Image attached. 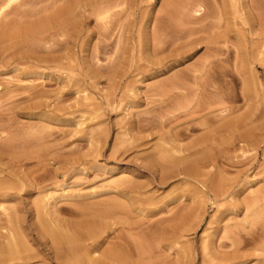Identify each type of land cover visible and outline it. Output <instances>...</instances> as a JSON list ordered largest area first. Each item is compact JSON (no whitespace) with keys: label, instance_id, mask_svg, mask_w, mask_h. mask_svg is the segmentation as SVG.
<instances>
[{"label":"rangeland","instance_id":"1","mask_svg":"<svg viewBox=\"0 0 264 264\" xmlns=\"http://www.w3.org/2000/svg\"><path fill=\"white\" fill-rule=\"evenodd\" d=\"M1 1L2 0H0V2ZM3 1H5L6 3V1L8 0H3ZM3 1L0 3V5L5 4ZM70 1L72 0H69V2L68 0H61L60 2H58L59 4H57L58 6H56L57 8L55 9H62L64 11V7L67 6L68 8V6L70 5ZM169 1L171 2L170 3L171 6H169L168 4ZM196 1L197 4H199L198 0ZM196 1L195 0H188V1L187 0H183V1L131 0V4H129L128 7L127 5H123L121 6V8H117V10L115 9L116 11L113 10L111 16H109L110 14H108V16L110 17L109 19L111 21V22L109 21L108 23L107 22L105 23L106 20L104 19L101 20L99 14L96 11H93L95 9L93 8V6H90L91 4L85 3V1L79 3L77 2L78 5L75 4L71 9L73 11L74 8H76V10L73 12L71 11L70 15L68 14L69 16L67 15L68 22L64 21L66 22V24L64 23L66 26L63 25L58 26V30L59 32H61L60 33L61 35H59L58 32L56 34L58 36L54 35L53 39L52 37H50L51 41L46 40L45 42H43L44 40L41 42L29 40L28 42V40L25 41L24 39H22L25 42L19 40L18 41L19 45H17L16 43L17 41H13L14 43L12 41H6L8 40L6 37L9 34V32L11 33L12 31H15L18 23L19 25L24 24L22 26H25L29 22L34 21L35 18L30 19L28 17L29 19L27 18L28 19L27 20L26 18L20 19V17H15V15H17L15 14L16 10L18 9L22 11H25V9L31 10L33 5L32 7L31 4L30 6L28 5V8L27 7L18 8V4L20 2V0H18V2L13 3L16 6L11 5L9 7L11 10L7 8L5 13L3 12L2 13L3 15L2 14L0 15L1 16L0 17V37H1L0 38V93L1 92L3 93L0 94L1 95L0 127L4 125L2 127L3 132L0 131V146L2 143H4L2 144V146L4 145L3 150H1L2 147H0L1 148L0 162L2 163V164L0 163V167L3 170V174L0 175L1 177L0 180L2 178H6L7 176L8 177L7 180H9L11 183L10 184L3 183V185L12 184V187L14 186L17 187V189L14 187V189L16 190L14 191V189L12 188L13 189L12 190L11 187L8 185L10 187L11 193H14L15 196H19L18 197L19 199L12 198L10 200L7 198L5 201L6 203L8 202L9 204L14 203L15 200H18L19 203H22V205L19 203L18 204L14 203V204L16 205V207L19 208V212L22 208H23L22 210H25L24 211L25 216L23 215L22 218L24 222V226L27 223L28 226L33 225L34 223L32 220L34 219V217H35L34 221L35 222L37 221L36 218L38 216L36 217V215L38 214H36L37 212L34 211H37V209H41L42 212L43 211L45 212L46 209V212L43 213V215L49 216V214L46 213L48 212L50 213V211L54 209L53 208L54 206H57L56 208L57 210L56 209L55 210L56 212L57 211L59 212L58 213L59 216H57L54 210H52L53 212L51 211L52 213H50V216L55 215L58 221L60 219L61 224L78 223L82 220V218L79 216L80 207L86 206L87 203L88 205L89 204L92 205L91 204L92 201H94L95 203L96 201L98 203H100L101 201L102 203V201L103 202L107 201L108 197H109L108 200H110V192H112L111 189L115 187L117 183L119 184L120 182H123L125 180L127 181V178H128V182L131 181L130 183H132L134 181L136 182L137 186L145 187L146 185L149 184L148 182H152V180L157 185L158 180L156 178L160 177V173H158L159 176H157L158 175L157 174L155 178L153 175H150L144 170L145 167L153 163L150 159L152 158V160H154V156L155 157L158 156L156 155L159 149L158 145L160 144L161 146V142L159 138L160 135H162V131H159L158 128L156 129L155 127H153L154 123H151L152 125L148 123L147 125L146 124L147 122L145 121V119L151 118L153 116L152 115L153 112L151 113L153 102L155 100V98L152 97L154 94L153 92L157 91L158 89L157 85L159 89H161L160 86L162 85L163 81L165 82L168 79H171V77H173L174 74L180 70L181 72H184V70L188 71V69H190L192 65L194 66L196 62L199 64L201 61H203L202 59L200 60V58L204 59L203 56L207 55L206 49H204L203 47L201 50H199V52L195 54L194 56L195 58L193 57L194 59L187 60L186 62L184 61L183 62L184 65L183 64L179 65L177 70L176 67L174 70L167 69L165 74L157 73L160 69L170 64L169 62L168 63L163 62V67H162V65H159L161 63L159 59L164 58L166 56L170 57L171 59L172 58L171 56L177 53L173 51V49H177V47L178 49L179 48L181 49L182 45L186 43L188 44V40L186 39V37L185 39L182 40L183 42L184 40L187 41L184 42V44H181L179 38L178 39L175 38L176 36L179 37L181 35L180 34L178 36L177 34H179L182 31L180 29H183V27L185 26V25L184 26L181 25V21L184 19L185 20L183 21V23L184 22L189 23L191 20V23H197L195 24V26L197 25L196 27H198V25L201 24L202 27L205 26L207 28L208 27L210 28L211 26L210 30L214 28L212 31H210L208 28L209 30L208 33L214 32L217 34V32L219 31L218 35L222 34L223 36L226 34L225 33L226 30L227 31L229 30L228 32H232L231 35L235 37V39L233 40L236 42L243 41L242 43L245 45L247 49L246 51H244L246 52L244 53L246 56L242 54V56L246 57V58H242L244 59L243 61H245L244 65L243 63H241L239 69L242 70L243 68L244 69L247 68L246 71L248 72H245V70L243 69L242 70L243 72L241 74H243L242 76H246V77L249 76V78L245 79V77H240L241 74L238 73L239 70L237 69L238 65L234 64L235 59H233L232 61L230 60L231 62H226V64L225 62L224 64L223 62H221L219 66L220 69L219 71L223 72L222 74L225 73L224 79L226 80L227 83L226 84L227 92H228L227 96L228 94L231 95V98H229L230 96H228V98L225 97L224 105L220 104L218 107H216V110L217 111L219 110L221 112L220 115L225 117L228 109L233 110V115L230 117L234 119H237L239 117L240 118L244 117V115L249 113L251 109L253 111H251L250 113L251 114L254 113L252 114V116L255 115L256 116L255 118H257V116L260 115L261 113H264L263 111L264 98H262L264 97V63H263L264 56L262 55L264 54V1L260 0L262 2L261 3L259 0H219V1L199 0L202 1V3L204 1L203 4L200 3L203 6L202 5L194 6V4H196L194 2ZM190 2L191 4H193L192 6ZM252 2L253 4L255 2L254 5L256 6V10L254 11H252L250 7ZM83 5H87V6L83 7ZM88 5L91 9L88 7ZM223 5L227 6V8L224 7ZM38 6L42 7L41 5ZM187 6L189 7V9ZM257 6L260 7L258 8ZM14 7L17 8L13 9ZM40 7L38 8L40 9ZM166 7H168L169 10ZM169 7H172V9ZM38 8L35 6L32 9L38 10ZM196 8H197V12H195ZM8 9L11 12V14L9 13L10 15L8 14L9 12ZM121 9H123L124 11L122 12ZM166 9L170 13L165 11V13L168 14L169 18L166 16L167 18L164 19L165 16L163 17L162 15L163 14L165 15L163 11ZM223 9L225 10L222 11ZM171 10L176 11L175 13L177 15L175 16L178 15L182 16L181 17L182 20L178 19L180 18V16L178 18L176 17L177 18L176 23L177 21H179L178 22L179 26L178 24H175V22L173 21L176 18H174L175 13H173L172 15ZM54 11L59 12V10L58 11L54 10ZM92 11L95 14L97 13L96 14L97 17L95 16V14L93 15ZM198 11L200 12L199 15H197L199 13ZM209 11L210 12L212 11L211 13L214 14L211 15ZM114 12L115 13L117 12L116 14L123 13L122 16H120L121 15L120 14L116 17L122 18V20L125 19L124 20L125 22L123 21L124 24L121 23L122 25L120 24L119 26L120 21H117L115 17L114 19L116 23L118 22V24L117 26L115 23L112 24L113 22L112 20H114L113 19ZM51 13H52L51 10L44 13L42 12V14L37 17V19H39L40 17H46ZM207 13H209L208 16L210 15V17L207 18L209 19L208 21H205L207 23L206 24L204 22V19H206V17L204 18V16H206L205 14ZM169 14H171L174 19L170 18L171 15ZM202 14L204 15L202 16ZM217 14L219 16L221 15L222 17L221 16L218 17ZM196 15L201 17V19L199 17L197 18ZM193 16H195L201 22H199L197 19L195 20L198 22L193 21V19L195 18V17L193 18ZM14 17L16 19L18 18V20H16V22L18 23L13 25L11 21L15 20ZM159 17L163 19H160ZM119 18L118 20H120ZM186 18L189 21H186L187 20ZM19 19L21 21L23 20L22 21L23 23ZM171 19L172 22L174 23L171 22ZM156 20L157 21L159 20V22L156 23ZM162 20L164 21V23ZM165 20L169 22H166ZM160 21L161 24L159 26H163L165 24L166 25L164 27H161L160 30L158 31L156 28L159 27L158 23H160ZM154 23L157 24L156 27ZM215 23L217 25H215ZM190 24H187L185 28L186 27L188 28V25ZM174 25H176V27L178 26L179 30L176 29V32L180 31L179 33L178 32L176 33L175 29H173ZM192 25L193 24H191V26ZM201 25L199 26L200 28ZM213 25H215L216 27H214ZM190 28L194 29L195 27H190ZM61 29L63 31H61ZM191 29L188 28V30L187 29L185 30L189 31ZM171 30L172 32L174 30L176 35L174 34V32L173 33L170 32ZM171 33L173 34L172 36L174 37L169 35ZM204 33L205 32L199 34L200 35L203 34L202 37H206L208 34L205 33L206 35H204ZM166 34L169 35L170 37L167 36ZM200 35L199 37L193 35L195 37L192 38L193 39L195 38L197 39V37L200 38L201 37ZM153 36L155 38L157 36L156 38L157 40ZM165 36L169 37L171 43L173 42L172 43L173 46L175 44V46L177 45V47L176 48L171 47L170 45L172 44L171 43L168 44L170 40L168 38L164 40V38H166ZM171 38L177 40L174 41V39L172 40ZM191 40L189 42H191ZM161 41L163 43H161ZM164 41H166L165 47H163ZM176 41H178V43H176ZM26 43L27 45H25ZM222 43L223 42H220L218 46L220 50L219 52H221V50L227 51L228 50L227 47L229 48L231 46H232L231 49L234 50L233 44H231L230 46V44L227 45L225 43L223 44ZM21 44H23V46ZM159 45L161 47L160 49H158ZM167 45L169 46L168 47L169 49L170 48L173 49L168 51V49H166ZM162 47L164 48L163 54H159L162 52L161 51ZM27 48L29 49V51ZM155 48L160 56L155 55L156 53L154 51ZM166 50L167 52H165ZM185 50L187 49H184V51ZM226 51L220 53L219 56L220 59L225 58L224 54H226L225 53ZM252 52L254 55V57H252L253 55L251 56L252 59L254 60L258 58L261 63L256 59V62L254 60L255 64L252 65L250 62L246 60L250 58V53ZM157 61L159 62V64L157 63ZM241 78L243 80L245 79V81L243 82ZM246 80L250 85V89L252 88L251 89L252 94L253 91L255 92L256 90V92L253 94L254 98L255 96L256 98L254 99V103L252 102V104L249 103V101L247 102V100L242 95V87H245L244 83H246ZM252 82L255 84V86L253 85ZM5 91L6 93L8 91L11 92L12 95H10L9 93H8L9 95L8 94L5 95L4 94ZM12 91H14V93ZM260 100L263 102L262 104ZM226 108L227 110H225ZM222 109L225 110V113H223L224 111ZM228 114L229 113L227 112V115ZM255 118L253 120H255ZM223 120L221 119L219 121V124L223 123ZM164 121L166 120L164 119ZM249 121L251 120H248V122L246 121L247 122L246 126H244L246 129L244 130H241V128H244L242 126L245 123L241 124V126L239 125L240 127L233 126L234 130L230 128L231 130L229 129L228 132L226 130L224 133L221 134L224 136L225 133L236 132L238 127H239L238 131L239 130H241V132L243 131L242 133L239 131L241 134L239 132H238L239 134L232 133L235 134V136L231 134L232 137L230 136V133L228 134L229 136H227V134L225 135L226 138L229 137L228 139L225 140H229V141H226L225 144L223 143L224 145L221 142L216 145L215 151L218 148L217 150L218 152L216 151L215 153L218 154L216 155L214 153L215 156H217V158L215 157L216 158L215 166L206 169V171H211L213 173V181H215L216 184H220L219 182H222L221 184H223L225 182V185L228 184L227 188L230 187L232 190L235 189V191H232L233 195H231L232 194L231 193L227 195L228 197L223 199L221 198L220 202L219 200H217L218 202H215L211 198L212 196L210 197L206 196L202 198V196L196 195L194 192L195 190H197L196 185L199 186L198 188H202L201 187L202 185L195 183L196 185L193 184L195 186L194 188L193 185L191 187L187 186L188 184L186 183V181L184 184V179L182 177H178V178L175 177L177 179L173 178L174 180L171 179L172 182L170 180L168 184L165 185V187L163 188L159 187V190L154 189L156 188L154 187V184L151 187L146 186V191L143 190L144 192L143 191L142 192L147 193L148 191L150 193L151 190L152 193H150V195L149 193H147L146 196L141 195L143 199L140 198L141 196L140 197L138 196L140 193L134 195L136 198L135 207L137 208L140 207V208H138V211L135 212L136 215L135 214L132 215L133 218H131L130 217L131 215H129L131 219L128 218L129 219L128 221L132 226H134V228L137 229L136 231L134 230L135 233H133L132 232L133 230L128 229L130 228V226L127 223L123 222L122 225L119 224L120 227L117 226V229L119 228V232L116 233H120V228L125 227L124 229L121 230L122 234L127 235L128 232L129 233L132 232L134 234V237L135 234L140 235L139 237L138 235H136L135 238L142 243V244L140 243L142 246L141 249L142 252L145 253L144 256H141V258L136 255L135 257L137 258L133 256L135 261H137L139 258L140 260H138L137 262H140L142 264L143 263L147 264L148 262H150V264L153 263L155 264V262L156 264H190V263L201 264V262L202 264H205L206 262H207L206 264H210L211 261H212L211 264L213 263L224 264L222 262L221 263L219 262L221 260H224V258H226L227 256L233 253L232 252L233 248L229 246L231 242L228 241L227 239V237L229 238L230 236L227 235H230V232L228 230L230 231L233 230L231 229L234 228L233 225L236 226L237 222L241 223L242 219L244 220L246 217L245 216L246 212L242 210V205H241L243 203V199L245 200L248 198L250 203H253L256 199L259 198L260 195H264V131H258L257 129H255L256 128L255 125H254L255 128L254 126L253 128H251L252 127L251 122ZM260 123H264V119ZM247 124H250L248 125V127L249 126L251 127L247 128ZM4 127L6 128L5 130ZM167 129L164 130L163 132H166ZM202 133H203L202 131L199 132L197 131L195 132L194 135H201ZM242 134L248 136L247 138L248 142L247 141L243 142L245 141L242 140L243 137L246 138L247 136L241 137ZM223 138L224 137H222V140ZM220 139L221 138H219V141ZM8 140L11 143H9ZM12 140H15L13 141V144H12ZM190 140L191 138H189L188 140L187 138H185L182 144L187 145L190 142ZM4 141L7 142V144ZM14 143L16 144L14 145ZM10 144L14 146L10 147L12 146ZM7 145L8 146L10 145L9 148H13V149L15 148V146H17V148H15L17 150H13L14 152H17L19 150L16 153V155L14 154V152H12V150L11 152L13 154H11V152H8L9 148ZM218 145L219 147H217ZM4 149L6 150V154H4L5 153ZM7 153L10 154L8 155ZM11 156H14L15 158L13 159L11 158ZM20 157L22 158L24 157L23 159H25L26 157L27 160L25 159L22 163V159H20ZM16 158L21 160V162L18 160L22 165L21 166L20 163H18L20 166V167L18 166L19 168L16 165L18 162L15 161ZM10 159L13 160L10 161ZM176 172L177 171L172 169V173H176ZM19 174L21 175L23 174L26 176L25 178L23 177V175L20 177ZM11 175H15V176L12 177ZM33 176L34 178L36 177V181L39 182V184H37L38 186H35L36 181L32 179ZM19 177L23 178L24 180L19 179ZM37 177H39V179ZM27 178L28 181L26 182ZM181 178L183 179V181ZM2 180L1 182H3ZM115 181L117 183H115ZM16 182H19L20 184L17 183L16 185ZM34 182L35 184H33ZM181 184L182 185L184 184L183 186H187L186 187L187 189L184 188ZM110 185L113 187H111ZM180 185L181 187H183V189L180 188ZM22 186H24L23 189ZM4 187H6V185ZM153 190L155 191L157 190L156 194H153L155 193ZM172 190L174 193L171 192ZM185 191L187 193H185ZM169 192L173 193L172 196H170ZM8 193L11 194L9 190ZM182 193H184L186 196ZM253 193H255L258 197H255L256 195H254ZM192 194H193L192 198L194 200L196 199L195 200L196 203L193 202L194 200L192 201L191 197H189ZM180 195L181 197L182 195L184 197L180 198ZM194 196L196 197L198 196V197L194 198ZM105 197L107 199H105ZM176 197L179 198V199L177 198L178 201L180 200L179 203L177 200H175ZM185 197L189 199H185ZM199 197H201V199H199ZM3 198L2 196H0V201L1 203L4 204ZM181 199L183 202L181 201ZM161 200L164 206L161 203ZM172 200H175L179 205L175 201L172 202ZM188 200L189 202H187ZM147 201H149L148 203L150 204L146 203ZM191 201L194 203V205L192 204ZM142 202H145V205L148 206L145 207L144 203ZM201 202H203L204 204ZM1 203L0 205L3 206V204ZM38 203L40 204L39 208L37 207L39 205ZM155 203L157 204V206ZM180 203H182L181 206ZM9 204H6V206H8ZM140 204H143V206L142 205L139 206ZM170 204L172 205L170 206ZM18 205H21V207ZM49 205H52V207L51 206L49 207ZM183 205H185V207ZM1 206H0V219H1L0 226L2 225L3 227L2 226L0 227V232L5 231L4 228L6 227L7 230H11V228L12 230L15 229L14 228L15 224L12 223L13 221L11 220L13 215H15L14 210L17 211L18 208H15L13 204L10 206H13L14 210L13 208L7 209L5 205L3 206V209H1L2 208ZM165 206L168 207L165 208ZM204 206L205 209L202 208ZM4 207L6 208V210ZM198 207L202 209L200 210L198 209ZM235 207L237 208L240 207L241 211L239 214L237 213V215L236 214L232 215V210L235 209ZM48 208L51 209L48 210ZM75 209L78 210V212L77 211L74 212ZM190 209H192V211L197 209V212L199 214L197 212L196 214H198L197 217L199 220L197 219L196 214L191 215L192 211ZM8 210L9 213L10 211L14 212L12 213L13 215L10 214L9 216L8 215L9 213L6 214ZM27 210L28 212L29 211L30 212L27 213ZM67 210H69L70 212ZM140 210L142 212H140ZM179 211H182L180 212V215L178 213ZM4 212L8 218L10 217V220L5 219L6 216H4L3 214ZM1 213L3 214V216L1 215ZM21 213L24 214L23 211H21ZM31 213L32 215H29ZM184 213L185 215L186 214L189 215V216L186 215L187 217H189L188 222L187 223L183 222L180 226L178 225L179 227L177 226V228L173 229V226L177 224L178 221H180L179 219L185 217ZM258 215H259L258 217H264V213ZM19 216L22 217L21 214ZM50 216L47 218L50 219ZM2 218L3 220L5 221L8 220V221L4 222ZM161 219L163 222L161 221ZM31 221L33 224L30 223ZM153 221L158 226L155 225ZM150 222L152 223V226ZM7 223H9V225L12 224L9 227V229L8 226L6 225ZM143 223H146L147 225ZM198 223L199 226L196 227ZM153 224L155 225V227L158 228V229L156 228L157 230L155 229ZM161 224H163L162 227ZM191 224H193L194 226ZM34 225L36 226V224ZM186 225H188L189 227H187ZM166 226L168 228H166ZM183 226L184 228H182ZM229 226L230 228H228ZM159 228H161L162 230ZM163 228H165L164 229L166 230L165 232H167V229L169 230V232H167L168 234L164 233ZM192 228L194 230H191ZM29 229H27V231ZM107 229L108 228L105 229L104 232L105 234L103 235L104 243L102 244L99 252L101 251V249L103 250V248L105 249L108 247L107 249H109L108 243L112 241L110 237L112 238L114 234L116 235L115 231L113 232L112 230H110V228L108 229L109 231ZM143 229H145V231ZM150 229L152 230V232L150 231ZM137 230H139V232ZM142 230L144 231V233ZM172 230L174 231L172 232ZM177 230L180 231L178 232ZM182 230L183 231L186 230L184 231L185 233H182L183 232ZM248 231L253 232L254 230L253 231L248 230ZM12 232H15V230ZM125 232H127V234ZM147 232L150 233L151 239H150V235L149 237H147L148 235ZM32 234L30 235V237H32L30 238L31 239L30 241L32 242L31 244H35L33 243L35 241L32 240L35 237H33ZM106 234L109 235L107 236ZM111 234L112 236H110ZM143 235H145L146 237ZM166 236L167 238L165 239ZM154 237L155 240L151 241L154 239ZM180 237L181 239L179 240L178 238ZM168 238H170V240ZM172 238H175L176 240L175 239L172 240ZM142 239L146 241L144 242ZM44 243L45 241L43 242V244ZM147 244L148 247L146 246ZM44 245L42 246L44 250L42 252L43 254L48 255L49 254L48 251H50L49 249L50 246H46L48 244H46L45 246ZM249 246L246 253L252 255L254 254L255 256L252 257V259H250L251 261H249L248 263L246 262L244 264L259 263L257 261L258 258L256 256L262 255V253L255 254L253 244ZM45 248L48 249L46 250ZM144 248H146V251H144L145 250ZM99 252L97 256L94 255L98 259L101 256V252L100 253ZM147 252H151V253L148 254ZM189 252H191L190 253L191 255L189 254ZM49 255L48 256L43 255L42 257H40L39 262L33 261L30 262V264H61L59 262H49L47 260V258L50 257ZM187 256L190 258L193 257L192 258L193 262L191 261L190 258H189L190 260H187L188 258ZM43 257L44 260L42 259ZM45 258L47 261L45 260ZM100 259L102 260V257ZM203 259L205 261H202ZM102 262H99L98 264H103ZM12 264H15V262L14 263L12 262Z\"/></svg>","mask_w":264,"mask_h":264},{"label":"bare ground","instance_id":"2","mask_svg":"<svg viewBox=\"0 0 264 264\" xmlns=\"http://www.w3.org/2000/svg\"><path fill=\"white\" fill-rule=\"evenodd\" d=\"M3 1V0H2ZM1 1V2H2ZM61 0H20V2H19V4H18V8H22V7H27L28 8V5L30 6V4H31V7H32V5H33V7H40V6H38V5H41L42 7H40V9L38 8V10H33L32 8H31V10L29 9V10H26L25 8V11H22V10H20V9H18V10H16V12H15V14H17V15H15V17H20V19H24V18H30V19H34V21L33 22H29L28 24H26L25 26H22V25H24V24H20L19 25V23L18 22H16V20H18V18L16 19L15 17V20H12L11 22L13 23V25L14 24H17V27H16V29H15V31H12L11 33L9 32V34L7 35V39L8 40H6V41H17L16 43H17V45H19V43H18V41L19 40H22V39H24L25 41L26 40H28V42H29V40L30 41H37V42H41V41H43V42H45L46 40L48 41V40H50L51 38L50 37H52V39L54 38V35L55 36H58V35H56L58 32H59V30H58V26H61V25H63V26H66L65 24H66V22H68V19H67V15L69 14L70 15V13H71V9H72V7L76 4V5H78L77 4V2L79 3V2H84L85 1V3H88V4H91L90 6H93V8L95 9V10H93V11H96L98 14H99V17L101 18V20L102 19H104V20H106L105 21V23L107 22H109L110 21V17L109 16H111V13H112V11L113 10H117V8H121V6H123V5H127V7L129 6V4H131V0H72V1H70V5L68 6V8H67V6H63L64 7V11L62 10V9H55V8H57L56 6H58L57 4H59L58 2H60ZM172 1V0H171ZM181 1H183V0H181ZM188 1V0H187ZM196 1V0H195ZM219 1V0H218ZM260 1V0H259ZM261 1H264V0H261ZM260 1V2H261ZM0 2V3H1ZM4 3H5V1H3ZM15 2H18V0H8V1H6V3L5 4H2V5H0V15L4 12L5 13V11H6V9L7 8H9L11 5H13V6H16V5H14L13 3H15ZM68 2H69V0H68ZM133 2H135V1H133ZM142 2V1H141ZM166 2V1H165ZM174 2V1H173ZM173 2H172V5H173ZM198 2H199V4H197V1L196 2H194V3H196V4H194V6L195 5H202L203 3H204V1H203V3H202V1H199L198 0ZM206 2V1H205ZM209 2V1H208ZM171 2L169 1L168 2V4H169V6H171V4H170ZM178 3V2H177ZM200 3H202V4H200ZM231 3V2H230ZM262 3V2H261ZM64 4V3H63ZM183 4H185V3H183ZM190 4H191V2H190ZM210 4V3H209ZM213 4V3H212ZM254 4H255V2H254ZM253 4V2L251 3V5H250V7H251V9H252V11H254V10H256V6ZM27 5V6H26ZM66 5H67V3H66ZM180 5V4H179ZM178 5V6H179ZM193 4H191V6H192ZM211 5V4H210ZM214 5V4H213ZM85 6H87V5H83V7H85ZM175 6V5H174ZM182 6V5H181ZM184 6V5H183ZM190 6V7H191ZM203 6V5H202ZM224 6V5H223ZM232 6V5H231ZM261 6V5H260ZM259 6V7H260ZM88 7H89V5H88ZM126 7V6H125ZM188 7V6H187ZM197 7V6H196ZM199 7V6H198ZM215 7V6H214ZM224 7H226L227 8V6H224ZM258 7V6H257ZM258 7V8H259ZM17 8V7H16ZM15 7L13 8V9H16ZM79 8H81V7H79ZM87 8V7H86ZM90 8V7H89ZM167 9H168V7H166ZM169 8H171L172 9V7H169ZM176 8V7H175ZM200 8V7H199ZM202 8V7H201ZM213 8V7H212ZM217 8V7H216ZM10 9V8H9ZM8 9V10H9ZM23 9V10H24ZM66 9V10H65ZM84 9V8H83ZM91 9V8H90ZM124 9V8H123ZM123 9H121L122 10V12L124 11ZM126 9V8H125ZM167 9L166 10H164L163 11V13H165V11H167ZM177 9V8H176ZM188 9H189V7H188ZM207 9V8H206ZM211 9V8H210ZM232 9V8H231ZM7 10V11H8ZM11 10V9H10ZM10 10H9V12H8V14L10 13L11 14V12H10ZM51 10V14L50 15H48V16H46V17H40L39 19H37V17L39 16V15H41L42 14V12L44 13V12H47V11H50ZM54 10H59V12H56V11H53ZM60 10H62V11H60ZM76 10V8H74V10L73 11H75ZM87 10V9H86ZM115 10V11H116ZM121 10H120V12H121ZM169 10V9H168ZM225 9H223L222 11H224ZM261 10V9H260ZM263 10V9H262ZM72 11V12H73ZM84 11V10H83ZM93 11H92V13H93ZM172 11V10H171ZM180 11V10H179ZM184 11V10H183ZM186 11H188V10H186ZM12 12H14V11H12ZM119 12V11H118ZM168 13H170L169 11H167ZM176 11L174 10V11H172L171 13H172V15H173V13H175ZM182 12V11H181ZM185 12V11H184ZM195 12H197V8H196V11ZM199 12V11H198ZM210 12V11H209ZM212 12V11H211ZM210 12V13H211ZM217 12V11H216ZM220 12V11H219ZM218 12V13H219ZM261 12V11H260ZM260 12H259V14H260ZM7 13V12H6ZM96 13V14H97ZM117 13V12H116ZM115 12H114V16H113V19H114V17H115V19H117V21H120L119 22V26H120V24L122 23V24H124V20H122V18H119V17H116V16H118V15H120L119 13L118 14H116ZM126 13V12H125ZM162 13V14H163ZM191 13H192V11H191ZM256 13V12H255ZM258 13V12H257ZM9 14V15H10ZM95 13H93V15H94ZM96 14H95V16H96ZM108 14H110L109 16H108ZM116 14V15H115ZM123 14V13H122ZM122 14L120 15V16H122ZM161 14V15H162ZM167 13H165V15L163 14L162 16L164 17L165 16V18L164 19H166L167 17H168V14L166 15ZM179 14V13H178ZM185 14V13H184ZM200 14V12L197 14V15H199ZM208 14L209 13H207V14H205L206 16H204V18L206 17V19L207 18H209L210 17V15L208 16ZM212 14H214V13H211V15ZM220 14V13H219ZM228 14V13H227ZM3 15V14H2ZM7 15V14H6ZM68 15V16H69ZM169 15H171V14H169ZM170 16V18H173V16ZM175 15H177L176 13L174 14V18H178L179 16H180V18L182 17L181 15H178V16H175ZM192 15V14H191ZM196 15V17L198 18L199 16H197ZM204 14H202V16H203ZM218 15V14H217ZM221 15H222V13H221ZM220 15V16H221ZM161 16V17H162ZM167 16V17H166ZM189 16V15H188ZM201 16V15H200ZM208 16V17H207ZM219 15H218V17H220ZM1 17V16H0ZM97 17V16H96ZM186 17V16H185ZM184 17V18H185ZM195 16H193V18H194ZM192 18L193 19V21H196L195 19H197V18ZM222 17V16H221ZM258 17V16H257ZM28 18V19H29ZM112 18V17H111ZM118 18L120 19V20H118ZM125 18V17H124ZM157 18V17H156ZM155 18V19H156ZM160 18V17H159ZM158 18V19H159ZM169 18V17H168ZM173 18V19H174ZM177 18L175 19V20H173L174 22H175V24H178V26H179V21H177V23H176V20H177ZM180 18H178L179 20H182V18L180 19ZM190 18V19H191ZM200 19H201V17H199ZM203 18V17H202ZM203 18V19H204ZM11 19V18H10ZM19 19V20H20ZM27 19V20H28ZM108 19V20H107ZM115 19L114 20H112L113 22H112V24L113 23H115L116 24V26H117V24H118V22L116 23V21H115ZM160 19H163V18H160ZM187 19V18H186ZM204 19V22L205 21H208L209 19ZM211 19H212V17H211ZM211 19H210V21H211ZM228 19V18H227ZM26 20V21H27ZM185 20V19H184ZM184 20H182L181 21V25L182 26H187V24H190L191 23V20H190V22L188 23H186V22H184V23H186V24H184L183 23V21ZM199 22H201L199 19H197ZM216 20H217V18H216ZM21 21V20H20ZM23 21V20H22ZM21 21V22H22ZM26 21H25V23H26ZM64 21H66V22H64ZM115 21V22H114ZM124 21V22H123ZM163 21V20H162ZM166 21V20H165ZM169 21H170V19H169ZM169 21H166V22H169ZM186 21H189L188 19L186 20ZM198 21H196V22H198ZM20 22V23H21ZM104 22V21H103ZM102 22V23H103ZM111 22V21H110ZM157 22H159V20L157 21L156 20V23ZM165 22V23H166ZM171 22H172V19H171ZM174 22H172V23H174ZM202 22H203V20H202ZM214 22V21H213ZM23 23V22H22ZM65 23V24H64ZM156 23H154L155 24V27H156ZM163 23H164V21H163ZM162 23V24H163ZM206 23V22H205ZM210 23V22H209ZM110 24V23H109ZM108 24V25H109ZM121 24V25H122ZM161 24V21H160V23H158V26ZM191 24H193L192 26H191ZM190 25H188V28L189 29H191L190 27H195L193 30L191 29V30H189V31H186L185 29H187L188 30V28L186 27L185 28V26L183 27V29H180V30H182L181 32L180 31H177L179 34H177L179 37H175V38H179V40L181 41V44H184V42H187V41H185L184 40V42L182 41L183 39H185V37H186V39L188 40V44L186 43V44H184V45H182L181 46V49H183V50H181L180 48V50L178 49V47H177V45L175 46V44H174V46H173V42L171 43V40H170V36H172L173 34V32H174V30H173V32H172V30L170 31V32H172L171 34H169V35H167V36H169V37H167V36H165L166 38H164V40L165 39H169L170 41L168 42V44H172V45H170L171 47H174V48H176L177 47V49H173V48H168L169 46L167 45V48L166 49H168V51L169 50H172L173 49V51H175V52H177V53H175L174 55H172L171 57V59H170V57H168V56H166V57H164V58H161V59H159V61L161 62L160 64H159V62L157 61V63L159 64V65H162V67H163V62H169L170 64L168 65V66H166V67H163L162 69H160L157 73L159 74H165L166 73V70L168 69V70H170V69H175L176 67V70L178 69V66L179 65H181V64H183V62L185 61H187V60H192V59H194L195 57V54L197 53V52H199V50H201L203 47H204V49H206V53H207V55L205 56H203L204 57V59L203 58H200V60L202 59L203 61H201L202 62V64H201V62L198 64L197 62V65H199V66H197L196 65V63L194 64V66L192 65L191 66V68L190 69H188V71H186V70H184V72H181V70L180 71H178L177 73H175L174 74V76L173 77H171V79H168L167 81H163V83L162 82H160V83H162V85L160 86L161 87V89H159V87H158V85H157V91H155V92H153L154 94H153V96L152 97H154L155 98V100H154V102H153V107H152V111H151V113H152V117L151 118H147V119H145V121L147 122L146 124L148 125V123H150V125H152L151 123H154L153 124V127H155L156 129L158 128V130L159 131H162V135H160V138H159V140H160V142H161V146H160V144L158 145V147H159V149H158V147H157V149H158V151H157V154L156 155H158L157 157H155L154 156V160H152V158L150 159L153 163L152 164H149L147 167H145L144 168V170L147 172V173H149L150 175H153L155 178H156V175L158 174V173H160V177L158 178H156L157 180H158V183H157V185L155 184V182H153V180H152V182H148L149 184L148 185H146V186H152L153 184H154V187H156V188H154V189H157V190H159V187H161V188H163V187H165V185H167L168 184V182L172 179V180H174V179H177L178 177H182L183 179H184V184H185V181H186V183L188 184L187 186H192L193 184L194 185H196V184H201L202 186V188H198L199 186L198 185H196L197 186V190H195L194 192H195V194L196 195H200V196H202V198L203 197H210V196H212L211 198L215 201V202H218L217 200H219V202H220V199L222 198H226V197H228L227 195H229V194H231L232 193V191H235V189L234 190H232L230 187L229 188H227V186H228V184L227 185H225V182L223 183V184H221L222 182H219L220 184H216L215 183V181H213V173L211 172V171H206V169L207 168H212V167H214L215 166V163H216V158H217V156H215V152L218 150V148L216 149V151H215V148H216V145L218 144V143H224L225 144V142L226 141H229V140H225V139H228V138H226V134H227V136H229L228 134L230 133V136L232 137V135L233 136H235V134L237 133V134H239L240 132H241V130H244V129H246L244 126H246V123L248 122V120H251V121H249V122H251V126H249L248 127V125H250V124H247V128H253V126L255 125L256 126V128H255V126H254V128L255 129H257L258 131H264V123H260V122H262L263 121V119H264V113H259L260 115H258L257 116V118H255L256 116L255 115H253L254 116V118H255V120H253L254 118H253V116H252V114H254V113H250L251 111H253L252 109L250 110V112L249 113H247L246 115H244V117H239V118H237V119H234V118H231L230 116H232L233 115V110L232 109H228L227 110V108L225 109V110H227V112L229 113L228 115H227V112H226V115H225V117L224 116H221L220 115V111L218 110H216V107H218L220 104H225L224 103V99H225V97L226 98H228V96H230L229 98H231V95L230 94H228V96H227V83H226V80L224 79L225 77H224V74H222L223 72H220L219 70V66H220V64H221V62H223V64H224V62H225V64H226V62H231L233 59H235L234 61H235V65H238L236 68L239 70V74H241L243 71V65H244V62L245 61H243L244 59H242V58H246V57H244V56H246L244 53H246V52H244V51H246L247 49H246V47H245V45L242 43L243 41H239V42H236V41H234L233 39H235V37H233L232 35H231V33L232 32H228L227 30H226V34L225 35H223L222 36V34L221 35H218L219 33V31L217 32V34L216 33H214V32H212V33H208V31L210 30V28H211V26H210V28H209V30H208V28L207 27H205V26H203L202 27V25L201 24H199L198 25V27L201 25V28L199 27H196L195 26V24H197V23H191ZM207 24V23H206ZM205 24V25H206ZM212 24V23H211ZM12 25V24H11ZM166 25V24H165ZM165 25H163V26H159V27H157L156 29L159 31L160 30V28L161 27H164ZM173 25V24H172ZM181 25H180V28H181ZM204 25V24H203ZM215 25H217L216 23H215ZM215 25H213L214 27H216ZM178 26L176 27V25H174V28L173 29H175V32H176V29L177 30H179V28H178ZM208 26V25H207ZM221 26V25H220ZM14 27V28H15ZM113 27V26H112ZM170 27V26H169ZM176 27V28H175ZM107 28V27H106ZM110 28V27H109ZM118 28V27H117ZM185 28V29H184ZM63 29V28H62ZM61 29V31H63ZM163 29V28H162ZM167 29V28H166ZM214 29V28H213ZM212 29V30H213ZM218 29V28H217ZM2 30V29H1ZM106 30V29H105ZM212 30H210V31H212ZM221 30V29H220ZM66 31V30H65ZM64 31V32H65ZM107 31V30H106ZM155 31V30H154ZM234 31V30H233ZM63 32V33H64ZM161 32V31H160ZM167 32V31H166ZM170 32H168V33H170ZM175 32H174V34H175ZM176 32V33H177ZM203 32H205V33H207L208 35L206 36V37H202V35H200L201 33H203ZM228 32V33H227ZM3 33V32H2ZM6 33V32H5ZM8 33V32H7ZM61 32H59V35H61L60 34ZM62 33V34H63ZM156 33V32H155ZM159 33V32H158ZM200 33V34H199ZM204 33V35H206ZM197 34H199L201 37L200 38H198L199 37V35H197ZM239 34V33H238ZM3 35H5V34H3ZM157 35V34H156ZM176 35V34H175ZM193 35H196V36H198L197 37V39L195 38V39H193L195 36H193ZM63 36V35H62ZM191 36V37H190ZM154 37V36H153ZM163 37V36H162ZM172 37H174V36H172ZM193 37V38H192ZM1 38V37H0ZM155 38V37H154ZM156 38H157V36H156ZM155 38V39H156ZM3 39V38H2ZM172 39V38H171ZM174 39V38H173ZM172 39V40H173ZM177 39H174V41L175 40H177ZM191 39H193V40H191ZM55 40V39H54ZM157 40V39H156ZM156 40H155V42H156ZM160 40V39H159ZM178 40V41H179ZM191 40V42H189ZM239 40V39H238ZM2 41V40H1ZM23 41V40H22ZM22 41H21V43H22ZM25 41H23V42H25ZM51 41V40H50ZM162 41H163V39H162ZM161 41V43H163ZM168 41V40H167ZM178 41H176V43H178ZM245 41V40H244ZM5 42V41H4ZM183 42V43H182ZM220 42H223V43H225V44H230V46H231V44H233V47H234V50L233 49H231V47H227V51L226 50H224V51H226L225 53L226 54H224V56H225V58L224 59H220V53L221 52H224L223 50H221V52H219L220 50H219V48H218V46H219V44H220ZM236 42V43H235ZM14 43V42H13ZM31 43V42H30ZM159 43V42H158ZM180 43V42H179ZM222 43V44H223ZM246 43V42H245ZM160 44V43H159ZM22 46H23V44H21ZM25 45H27V43L25 44ZM161 45V44H160ZM160 45H159V48L158 49H160L161 47H160ZM165 45H166V41H164V44H163V47H165ZM180 45V44H179ZM226 45V46H227ZM157 46V45H156ZM155 46V47H156ZM162 46V45H161ZM225 46V47H226ZM162 47V52L161 51H159V52H161V53H159V54H163V48ZM28 49V48H27ZM50 49V48H49ZM184 49H187V50H185L184 51ZM243 49H245V50H243ZM253 49V48H252ZM255 49V48H254ZM258 49V48H257ZM23 50V49H22ZM31 50V49H30ZM178 50V51H177ZM28 51H29V49H28ZM156 53H155V55H158V56H160L159 54H158V51L156 50V48H155V50H154ZM153 51V52H154ZM252 51V50H251ZM262 51V50H261ZM260 51V52H261ZM165 52H167V50L165 51ZM205 53V54H206ZM255 53V52H254ZM242 54H244V56H242ZM257 54V53H256ZM255 54V55H256ZM154 55V56H155ZM168 55V54H167ZM223 55V54H222ZM221 55V56H222ZM253 55V52L252 53H250V58L252 59V57H254V55ZM260 55V54H259ZM263 56H264V54H262ZM223 56V57H224ZM252 56V57H251ZM30 57V56H29ZM194 57V58H193ZM247 57H249V56H247ZM249 58V59H250ZM260 58H261V56H260ZM30 59V58H29ZM32 59V58H31ZM39 59V58H38ZM246 59L248 62H250L252 65H254L255 64V62H256V59L259 61V59L258 58H256V59H254L255 60V62H254V60L252 59ZM263 59H264V57H263ZM162 60H164V61H162ZM231 60V61H230ZM260 60H262V59H260ZM34 61V60H33ZM53 61V60H52ZM61 61V60H60ZM40 62V61H39ZM51 62V61H50ZM49 62V63H50ZM57 62V61H56ZM260 62V61H259ZM37 63V62H36ZM61 63V62H60ZM166 63V64H167ZM241 63H243V65H242V70H240L239 69V67L241 66L240 64ZM261 63V62H260ZM263 63H264V60H263ZM262 63V64H263ZM39 64V63H38ZM40 64H42V63H40ZM45 64V63H44ZM47 64V63H46ZM51 64V63H50ZM54 64V63H53ZM58 64V63H57ZM56 64V65H57ZM222 64V65H223ZM257 64H259V63H257ZM184 65V64H183ZM230 65V64H229ZM249 66H250V64H249ZM259 66V65H258ZM261 66H263V65H261ZM223 68V67H222ZM236 69V70H237ZM247 69V68H246ZM246 69H244L245 70V72H248V71H246ZM254 69V68H253ZM158 70V69H157ZM223 71H224V69H223ZM169 72V71H168ZM244 72V73H245ZM223 75V76H222ZM243 74H241V76L240 77H245V79H247V78H249V76H242ZM247 75V74H246ZM252 76H253V73H252ZM251 77V76H250ZM257 77V76H256ZM242 79V78H241ZM245 79L243 80V82L245 81ZM241 80V81H242ZM252 80V79H251ZM258 80V79H257ZM259 81V80H258ZM253 82H254V80H253ZM252 82V83H253ZM159 83V84H160ZM242 84V83H241ZM245 85V87H242V95L244 96V98L247 100V102L249 101V103H251L252 104V102L254 103V99L256 98V96H255V98H254V96H253V94L256 92V90H255V92L253 91V94H252V91H251V89H250V85L248 84V81L246 80V83H244ZM258 84V83H257ZM253 85L255 86V84L253 83ZM253 85H251V86H253ZM259 85V84H258ZM37 87V86H36ZM262 88V87H261ZM260 90V89H259ZM26 91V90H25ZM261 91V90H260ZM259 91V92H260ZM13 93H14V91H12ZM29 92V91H28ZM2 93V92H1ZM0 93V94H1ZM10 94V95H12V93L11 92H7L6 93V91H5V95L6 94ZM3 94V93H2ZM8 94V95H9ZM234 95V94H233ZM257 95V94H256ZM0 97H1V95H0ZM262 97V96H261ZM3 98H4V96H3ZM14 98V97H13ZM243 98V99H244ZM262 98H264V97H262ZM2 99V98H1ZM245 100V101H246ZM264 100V99H263ZM258 101V100H257ZM261 101V100H260ZM255 103H256V101H255ZM263 102L261 101V104H262ZM264 105V104H263ZM261 106V105H260ZM226 107V106H225ZM255 107H257V106H255ZM3 108V107H2ZM220 108V107H219ZM233 108V107H232ZM251 108H253V107H251ZM1 109V108H0ZM257 109V108H256ZM261 109V108H260ZM259 109V110H260ZM5 110V109H4ZM224 112L223 113H225V110L224 109H222ZM264 111V110H263ZM262 112V111H261ZM256 113V112H255ZM3 114V113H2ZM257 115V114H256ZM253 118V119H252ZM164 119L166 120V121H164ZM223 120V123H221V124H219V121L220 120ZM247 121V122H246ZM4 123V122H3ZM245 123V124H244ZM241 124H244L242 127H244V128H241V130H239L238 131V128L241 126ZM253 124V125H252ZM168 125V126H167ZM240 125V126H239ZM4 125H2L0 128H1V130L0 131H2L3 132V129H2V127H3ZM168 127V129H167V127ZM233 126H239L238 128H237V131L236 132H229V133H225L224 134V136L223 135H221L222 133H224L226 130H227V132H228V130L231 128V129H233L234 127ZM167 129V131L166 132H163L164 130H166ZM236 128V127H235ZM6 128L4 127V130H5ZM11 129V128H10ZM155 129V130H156ZM230 129V130H231ZM234 130V129H233ZM199 132V131H202L203 133L201 134V135H194L195 134V132ZM239 132V133H238ZM243 132V131H242ZM241 132V133H242ZM232 133H235V134H232ZM240 133V134H241ZM232 134V135H231ZM194 136H196V137H194ZM220 136H222V137H224L223 138V140H222V137H220ZM243 136H247V135H241V137H243ZM230 137V138H231ZM237 137V136H236ZM238 137H240V136H238ZM185 138H187V140L189 139V138H191V140H190V142L187 144V145H183L182 144V142L184 141V139ZM219 138H221L220 139V141H219ZM248 136L246 137V138H244L243 137V139L242 140H245V141H243V142H248ZM247 139V140H246ZM222 140V141H221ZM13 141H15V140H12V144H13ZM20 141V140H19ZM241 141V140H240ZM5 142V141H4ZM8 142L9 143H11L9 140H8ZM6 144H7V142H5ZM8 143V144H9ZM2 144H4V143H2ZM2 144H1V146L0 147H2V149L1 150H3V146H2ZM12 144H10V145H12ZM16 143H14V145H15ZM18 144V143H17ZM223 144V145H224ZM9 145V146H10ZM14 145H12V146H10V147H13ZM222 145V146H223ZM8 146V145H7ZM9 146H8V148H9ZM25 146V145H24ZM156 147V146H155ZM217 147H219V145L217 146ZM15 148H17V146H15ZM13 149V148H9V150H8V152H11V150H12V152H14L13 150H17V149ZM222 148V147H221ZM156 149V150H157ZM5 150V149H4ZM19 151V150H18ZM17 151V152H18ZM3 152V151H2ZM11 152V154H13ZM17 152H14V154L16 155V153ZM218 152V151H217ZM220 152V151H219ZM215 153V154H214ZM4 154H6V150H5V153ZM8 154V153H7ZM10 154V153H9ZM8 154V155H9ZM38 154V153H37ZM218 154V153H217ZM216 154V155H217ZM177 155V156H176ZM18 156V155H17ZM16 156V157H17ZM9 157V156H8ZM27 157V156H26ZM26 157H25V159H26ZM36 157V156H35ZM216 157V158H215ZM10 158V157H9ZM11 158H15L14 156H11ZM24 158V157H23ZM22 157H20V159H22V163H23V161L25 160V159H23ZM29 158V157H28ZM150 158V157H149ZM13 159H10V161H12ZM32 159H33V157H32ZM19 159L18 158H16V162L18 161ZM27 160V159H26ZM14 161V162H15ZM20 162H21V160H19ZM17 162V167L19 166V164L18 163H20V162ZM9 162V161H8ZM14 162H13V164H14ZM1 163V162H0ZM2 164V163H1ZM3 164H4V162H3ZM12 164V165H13ZM15 165V166H16ZM20 165H21V163H20ZM22 166V165H21ZM16 167V168H17ZM20 167V166H19ZM18 167V168H19ZM172 169L173 170H175V171H177L176 173H172ZM2 171V172H1ZM9 171V170H8ZM7 171V172H8ZM14 171V170H13ZM1 174H3V170L1 169V167H0V175ZM9 174H10V172H9ZM12 174V173H11ZM23 174H25V173H23ZM22 174V175H23ZM20 175V177L22 176L21 174H19ZM18 175V176H19ZM12 177L13 176H15V175H11ZM25 176L26 175H23V177L25 178ZM157 176H159V174L157 175ZM19 177V179H23V178H20ZM175 177H177V178H175ZM1 178V177H0ZM38 179H39V177H37ZM42 178V177H41ZM174 178V179H173ZM181 178V179H182ZM3 179V180H2ZM1 180L3 181V182H1V180H0V182L2 183H0L1 185H2V187H1V185H0V196H2V198H3V201H4V204L3 203H1V201H0V203L1 204H3V206L5 205L6 206V204H9L8 202L6 203V199L8 198V199H12V198H14V199H19L18 197L19 196H15L14 195V193H11V190H10V187H11V189L13 188L14 189V187H12V184L11 185H9L11 182L9 181V180H7L8 179V177L6 176V178H2ZM32 179H34L35 181H36V177L34 178V176H33V178ZM37 179V180H38ZM124 179V178H123ZM136 179V178H135ZM183 179H182V181H183ZM6 180H7V182H6ZM16 180V179H15ZM24 180V179H23ZM130 180V179H129ZM172 180H171V182H172ZM9 181V182H8ZM28 181V178H27V180H26V182ZM30 181V180H29ZM21 182V181H20ZM32 182V181H31ZM131 182V181H130ZM130 182H128V178H127V181L125 180V181H123V182H120L119 184L115 181V183H117L116 184V186H115V184H114V186L115 187H113V186H111V187H113L111 190H112V192H110V200H108L109 199V197H108V199L105 197V199H107V201H102V203H101V201H100V203H98L97 201H96V203L94 202V201H92L91 202V204L92 205H88V203H87V205H86V203H85V205L86 206H83V207H80V210H79V208H78V206H77V208H78V210L80 211V214H79V216L82 218V220L80 221V222H78V223H73V224H69V223H62L61 224V222H60V219H59V221H58V219L55 217V215H52V216H50V213H52L53 211L52 210H54L55 212H56V208H57V206H54L53 208L54 209H52L51 211H50V213L48 212V213H46V214H49V216H50V219H48L47 217H49V216H45V215H43V213H45L46 212V209H45V212L43 211H41V209H37V211H34V209H33V211L34 212H37L36 214H38V215H36V222L34 221V219H35V217H34V219L32 220L33 221V223L34 224H36V226L32 223V221L30 222V223H32L33 225H30V226H28L27 224V226L25 227L24 226V222H23V215L25 216V213H24V211L25 210H20V212H19V208L18 207H16V205L15 204H18L19 203V201L18 200H15V204L14 203H11V204H9L8 206H6V208L8 209H12L13 208V210H14V207L15 208H18V213H17V211H15L14 210V212H15V215H13L12 213H14V212H11L10 211V213H9V210L7 211V213L6 214H8L9 216H10V214H12L13 215V217H12V220L11 221H13L12 223H14L15 225V229H13L12 230V228H11V230L12 231H14L15 230V232H12L11 230H7V227L6 228H4L5 229V231H3V229H2V231L3 232H0V264H12V262L14 263L15 262V264H30V262H33V261H36V262H39V259H40V257H42L43 255L44 256H48L49 254V256L50 257H48L47 258V260L49 261V262H59V263H61V264H98L99 262H102L103 261V259H104V261L102 262L103 264H142V263H140V262H137L138 260H140L139 258H138V260L137 261H135L134 260V257H135V255L136 256H138V257H140L141 258V256H144V253L145 252H142V246H141V242H139L135 237H136V235H138V234H135V237H134V234L133 233H135V231H136V229L137 228H134V226H132L130 223H129V219L128 218H133L132 217V215L133 214H135V212L136 211H138V208H140V207H135V203H136V201H135V194H137V193H140L138 196L140 197L141 195H145L146 196V194L147 193H149L148 191H147V193L145 192V193H143L144 191L143 190H145L146 191V186L144 187V186H137L136 185V182H132V183H130ZM3 183H9L8 185L10 186H8L7 184H5L6 185V187H4L5 185H3ZM13 183V182H12ZM14 183H15V181H14ZM17 183L18 184H20L19 182H16V185H17ZM29 183V182H28ZM41 183V182H40ZM112 183H114V182H112ZM111 183V184H112ZM135 183V184H134ZM196 183V184H195ZM33 184H35V182L33 183ZM37 184H39V182H37L36 181V185L35 186H38ZM138 184V183H137ZM143 184H145V183H143ZM151 184V185H150ZM183 184V185H184ZM21 185H22V183H21ZM182 185V184H181ZM181 185H180V188L181 189H183V187L184 188H186L187 186H183V187H181ZM193 185V188L195 187ZM8 187V188H7ZM110 187V188H111ZM16 189H17V187H15ZM24 188V186H22V189ZM36 188V187H35ZM12 189V190H13ZM38 189V188H37ZM148 189H150V188H148ZM179 189V188H178ZM187 189V188H186ZM8 190L10 191V193L11 194H9L8 193ZM34 190V189H33ZM104 190V189H103ZM110 190V191H111ZM157 190L155 191V190H153L155 193H153V194H156V192H157ZM192 190V189H191ZM14 191H16L15 189H14ZM39 191V190H38ZM143 191V192H142ZM175 191V190H174ZM239 191V190H238ZM260 191H261V189H260ZM259 191V192H260ZM171 192H173V190L171 191ZM171 192H169L170 193V196H172V194L174 193H171ZM191 192H193V191H191ZM16 193V192H15ZM142 193V194H141ZM150 193H152L151 192V190H150ZM150 193H149V195H150ZM185 193H187L186 191H185ZM235 193V192H234ZM182 194H184V193H182ZM236 194V193H235ZM234 194V195H235ZM254 195H256L255 193H253ZM257 194H258V192H257ZM261 194V193H260ZM17 195V194H16ZM106 195V194H105ZM112 195H114V196H112ZM176 195V194H175ZM179 195V194H178ZM185 195V194H184ZM231 195H233V193L231 194ZM230 195V196H231ZM237 195V194H236ZM253 195V196H254ZM57 196H59V195H57ZM137 196V197H138ZM169 196V195H168ZM169 196V197H170ZM186 196V195H185ZM192 196H193V194L192 195H190L189 197H191L192 198ZM252 196V197H253ZM258 196H259V194H258ZM257 195L255 196V197H258ZM54 197H56V196H54ZM112 197V198H111ZM150 197V196H149ZM153 197V196H152ZM182 197H184L183 195H182ZM181 197V195H180V198H182ZM196 196H194V198H195ZM198 197V196H197ZM196 197V198H197ZM246 197V196H245ZM250 197V196H249ZM251 197V198H252ZM140 198H142V196L140 197ZM155 198V197H154ZM167 198V197H166ZM173 198V197H172ZM178 197H176V199L175 200H177L178 201V199H177ZM254 198V197H253ZM14 199H13V201H14ZM62 199V198H61ZM143 199V198H142ZM145 199H146V197H145ZM150 199V198H149ZM185 199H189V198H187V197H185ZM199 199H201V197H199ZM211 199V200H212ZM139 200V199H138ZM158 200V199H157ZM156 200V201H157ZM165 200V199H164ZM163 200V201H164ZM175 200H172V202L173 201H175ZM194 199L192 198V201H193ZM196 200V199H195ZM195 200L193 201V202H195ZM208 200V199H207ZM206 200V201H207ZM210 200V199H209ZM16 201H18V202H16ZM38 201V200H37ZM37 201H36V203H37ZM42 201V200H41ZM140 201V200H139ZM139 201H138V203H139ZM145 201V200H144ZM150 201V200H149ZM149 201H147L146 203H148ZM152 201V200H151ZM155 201V200H154ZM153 201V202H154ZM180 201V200H179ZM179 201H178V203H179ZM181 201H182V199H181ZM186 201V200H185ZM191 201V202H192ZM199 201V200H198ZM205 201V202H206ZM252 201H253V199H252ZM35 202V201H34ZM141 202V201H140ZM152 202V203H153ZM158 202V201H157ZM156 202V203H157ZM167 202V201H166ZM176 202V201H175ZM183 202V201H182ZM187 202H189V200L187 201ZM192 202V204L194 205V203ZM213 202V201H212ZM6 203V204H5ZM46 203H48V202H46ZM78 203V202H77ZM98 203V204H97ZM142 203H144V205H145V202H142ZM155 203V204H156ZM161 203L163 204V202H162V200H161ZM177 203V202H176ZM177 203V204H178ZM184 203H186V202H184ZM196 203V202H195ZM201 203H203V202H201ZM200 203V204H201ZM13 204V206H10V205H12ZM19 204H21L22 205V203H19ZM34 204V203H33ZM39 204V203H38ZM42 204V203H41ZM50 204V203H49ZM74 204H76V203H74ZM81 204V203H80ZM148 204H150V203H148ZM160 204V203H159ZM169 204V203H168ZM204 204V203H203ZM214 204V203H213ZM217 204V203H216ZM21 205H18V206H20L21 207ZM37 205V204H36ZM36 205H35V207H36ZM44 205V204H43ZM53 205V204H52ZM52 205H49V207L51 206L52 207ZM55 205V204H54ZM84 205V204H83ZM143 206V204H140L139 206ZM166 205V204H165ZM172 204H170V206H171ZM179 205V204H178ZM182 205V203H180V206ZM196 205V204H195ZM242 205V210H244L246 213H245V219L243 220L242 219V222L241 221H239V222H241V223H238L237 222V224H236V226L235 225H233L234 226V228H231V229H233V230H228L229 232H230V235H227V236H230L229 238L227 237V239H228V241H230L231 242V244L229 245L231 248H233L232 250V254H230L229 256H227L226 258H224V260H221L219 263H224V264H244V263H248L249 261H251L250 259H252V257H254L255 255L253 254H248V253H246L247 252V250H248V246L249 245H252L253 244V247H254V250H255V254L256 253H262V255H257L256 257L258 258V262L259 263H257V264H264V217H258L259 215L258 214H263L264 213V195H260L259 196V198L258 199H256L253 203H250V201L248 200V198L247 199H243V203L241 204ZM1 206V205H0ZM3 206H1L2 208L1 209H3ZM10 206V207H9ZM39 206H40V204L37 206L38 208H39ZM45 206V205H44ZM48 206V205H47ZM148 206V205H147ZM146 205H145V207H147ZM156 206H157V204H156ZM163 206H164V204H163ZM184 207H185V205H183ZM72 207H73V205H72ZM71 207V208H72ZM145 207H143V208H145ZM166 207H168V206H165V208ZM184 207H181V208H184ZM5 208V207H4ZM6 208H5V210H6ZM47 208V207H46ZM149 208V207H148ZM157 208V207H156ZM202 208H204L205 209V206L204 207H202ZM202 208H199L198 207V209H202ZM25 209V208H24ZM43 209V208H42ZM51 209V208H50ZM49 208H48V210H50ZM56 209V210H55ZM158 209V208H157ZM12 210V211H13ZM28 210H30V209H28ZM28 210H27V213H29L30 211H32V210H30L29 212H28ZM44 210V209H43ZM60 210V209H59ZM78 210H74V212L75 211H77L78 212ZM142 210V209H141ZM140 210V212H142ZM146 210V209H145ZM159 210V209H158ZM163 210H164V208H163ZM191 211H192V209H190ZM21 211H23V213L24 214H22L21 213ZM67 211H69V210H67ZM162 211V210H161ZM183 211H184V209H183ZM231 211V210H230ZM240 211H241V208L239 207V208H237V207H235V209H233L232 210V215L233 214H236L237 215V213L239 214L240 213ZM6 212V211H5ZM5 212L3 213L4 214V216H6L7 217V215L5 214ZM34 212H33V214H34ZM42 212V213H41ZM70 212V211H69ZM144 212V211H143ZM160 212V211H159ZM180 212H182V211H179L178 213H179V215H180ZM196 212H197V209H195V210H193L192 211V214L191 215H193V214H196ZM201 212V211H200ZM262 212V213H261ZM58 211L56 212V214H57V216H59L58 215ZM158 213V212H157ZM177 213V214H178ZM198 213V212H197ZM203 213V212H202ZM202 213H201V215H202ZM244 213V212H243ZM3 214L1 213V215L3 216ZM18 214V215H17ZM22 215V217L21 216H19V215ZM55 214V213H54ZM70 214V213H69ZM159 214V213H158ZM175 214V213H174ZM199 214V213H198ZM198 214H196V217H197V215ZM11 215V216H12ZM29 215H32V213L31 214H29ZM67 215V214H66ZM71 215H72V213H71ZM70 215V216H71ZM129 215H131L130 217H129ZM136 215V214H135ZM149 215V214H148ZM187 216H189L188 214H186ZM185 215V213H184V218H181V219H179L180 221H178V223L177 224H175L174 226H173V229L174 228H177V226L179 225H181L183 222L185 223H187L188 222V218L189 217H187ZM1 216V217H2ZM76 216V215H75ZM156 216V215H155ZM176 216V215H175ZM5 217V219H9L10 220V217L8 218H6ZM21 217V218H20ZM173 217V216H172ZM177 217H179V216H177ZM177 217H175V218H177ZM182 217V216H181ZM27 218V217H26ZM130 218V219H131ZM194 218V217H193ZM200 218V217H199ZM195 219V218H194ZM197 219H198V217H197ZM1 220V219H0ZM2 220H3V218H2ZM165 220V219H164ZM172 220V219H171ZM170 220V221H171ZM191 220H192V218H191ZM199 220V219H198ZM261 220V221H260ZM4 222H6V221H8V220H3ZM25 221V220H24ZM67 221V220H66ZM143 221V220H142ZM159 221V220H158ZM161 221H162V219H161ZM167 221V220H166ZM62 222H63V220H62ZM123 222L124 223H127L129 226H130V228H128V229H130V230H133L132 232H128V234H127V232H125L127 235H125V234H122L121 233V230L122 229H124V228H120V233H116V232H119V228L117 229V226H119V224H123ZM146 222H148V221H146ZM163 222V221H162ZM172 222V221H171ZM194 222V221H193ZM192 222V223H193ZM3 223V222H2ZM29 223V224H30ZM59 223V224H58ZM70 223H72V222H70ZM142 223V222H141ZM140 223V224H141ZM151 223V222H150ZM153 223H155L154 221H153ZM166 223V222H165ZM107 224H108V226H107ZM140 224H138V225H140ZM143 224H146V223H143ZM159 224V223H158ZM190 224V223H189ZM194 224H196V223H194ZM5 225V224H4ZM7 226H8V229H9V227L12 225H9V223H7L6 224ZM147 225V224H146ZM154 225V224H153ZM155 225H157L156 223H155ZM155 225H154V227H155ZM162 225L163 224H161V227H162ZM185 225V224H184ZM191 225H193V224H191ZM2 226V225H1ZM0 226V227H1ZM34 226V227H33ZM125 226V225H124ZM151 226H152V223H151ZM158 226V225H157ZM178 226V227H179ZM187 227H189L188 225H186ZM194 226V225H193ZM197 226H199V223L196 225V227ZM3 227V226H2ZM120 227V226H119ZM126 227H127V225H126ZM139 227V226H138ZM141 227V226H140ZM144 227V226H143ZM30 228V229H29ZM106 228H110V230H112L113 232L115 231V233H116V235L114 234V236L111 238L110 236H112V234L109 236L110 237V239L112 240V241H110L109 243H108V246H109V249H107V248H103V250L101 249V256H100V258L102 257V260L99 258H97V257H95L94 255H96L97 256V254H98V252H99V250H100V248H101V246H102V244L104 243V232H105V229ZM153 228V227H152ZM151 228V229H152ZM157 227H155V229H156ZM166 228H168L167 226H166ZM172 228V227H171ZM182 228H184V226L182 227ZM195 228V227H194ZM228 228H230V226L228 227ZM27 229H29L28 231H27ZM107 229V230H108ZM140 229V228H139ZM150 229V231L152 232V230L154 229H152L151 230ZM158 229V228H157ZM156 229V230H157ZM159 229H161V228H159ZM165 228H163V230H164ZM226 229V228H225ZM45 230V231H44ZM106 230V231H107ZM127 230V229H126ZM125 230V231H126ZM135 230V231H134ZM141 230V229H140ZM144 231H145V229H143ZM142 230V231H143ZM155 230V231H156ZM162 230V229H161ZM181 230V229H180ZM179 230V231H180ZM187 230V229H186ZM186 230H184V231H186ZM191 230H194L193 228L191 229ZM248 230H254L253 232H249ZM31 232V234H32V236L33 237H35L34 239H32L33 241H35V242H33V243H35V244H31L32 242L30 241L31 239L30 238H32V237H30V232ZM109 231V230H108ZM138 232H139V230H137ZM144 231H143V233H144ZM149 231V230H148ZM160 231V230H159ZM166 230H164V233H167V232H169V230L167 229V232H165ZM174 230H172V232H173ZM178 231V230H177ZM178 231V232H179ZM183 231V230H182ZM182 232V233H185V232ZM5 232V233H4ZM12 232V233H11ZM28 232V233H27ZM137 232V233H138ZM158 232V231H157ZM161 232V231H160ZM163 232V231H162ZM178 232H177V235H178ZM190 232V231H189ZM228 232V233H229ZM108 233V232H107ZM141 233V232H140ZM148 233V232H147ZM227 233V232H226ZM153 234H154V232H153ZM159 234V233H158ZM168 234V233H167ZM176 234V233H175ZM243 234H245V235H243ZM36 235V236H35ZM107 235V234H106ZM109 235V234H108ZM107 235V236H108ZM145 235H147V234H145ZM145 235H143V236H145ZM149 235H150V233H148V235H147V237H149ZM162 235V234H161ZM163 235H166V234H163ZM176 235V236H177ZM226 235V234H225ZM140 235H138V237H139ZM172 236V235H171ZM146 237V236H145ZM160 237V236H159ZM182 237V236H181ZM181 237L180 238H178L179 240L181 239ZM108 238V237H107ZM144 238V237H143ZM157 238V237H156ZM167 238V236L165 237V239ZM226 238V237H225ZM101 239H103V240H101ZM140 239V238H139ZM146 239H148V238H146ZM150 239H151V235H150ZM150 239H149V241H150ZM159 239V238H158ZM157 239V240H158ZM169 240H170V238H168ZM173 239H175V238H172V240ZM143 240V239H142ZM155 240V237H154V239L153 240H151V241H154ZM176 240V239H175ZM45 241V245L46 244H48V245H46V246H50V251H48V255H45V254H43V252L42 251H44L43 250V248H42V246L44 245L43 244V242ZM144 241V240H143ZM146 241V240H145ZM144 241V242H145ZM143 242V243H144ZM176 242H178V241H176ZM180 242V241H179ZM252 242V243H251ZM141 243V244H140ZM153 243V242H152ZM151 243V244H152ZM110 244V245H109ZM148 244H150V243H148ZM148 244L146 245L147 247H148ZM175 244H177V243H175ZM44 245V246H45ZM104 246V245H103ZM146 246H144V247H146ZM150 246V245H149ZM151 247V246H150ZM149 247V248H150ZM250 247V246H249ZM253 247H251V248H253ZM149 248H148V250H149ZM46 249V248H45ZM48 249V248H47ZM46 249V250H47ZM145 250L144 251H146V248H144ZM187 250V249H186ZM188 250H189V248H188ZM205 250V249H204ZM253 250V251H254ZM153 251V250H152ZM99 252V253H100ZM156 252V251H155ZM184 252H187V251H184ZM249 252V251H248ZM45 253V252H44ZM148 254L149 253H151V252H147ZM157 253V252H156ZM191 252H189V254H190ZM147 255V254H146ZM184 255V254H183ZM186 255H188V254H186ZM191 255V254H190ZM134 256V257H133ZM150 256V255H149ZM204 256V255H203ZM145 257H147V256H145ZM144 257V258H145ZM188 257V256H187ZM187 257H185V258H187ZM212 257V256H211ZM210 257V258H211ZM135 258H137V257H135ZM190 257H188L187 258V260H190L191 259V261H192V258H190ZM216 258V257H215ZM43 260H44V257L42 258ZM146 259V258H145ZM182 259V258H181ZM45 260H46V258H45ZM46 260V261H47ZM208 260V259H207ZM190 261V262H191ZM202 261H205L204 259L202 260ZM41 262H42V260H41ZM193 262V261H192ZM43 263H46V262H43ZM146 263V262H145ZM149 264H150V262H148ZM147 263V264H148ZM151 263H152V261H151ZM187 263H188V261H187ZM207 263V262H206ZM205 263V264H206ZM209 263V262H208ZM211 263H212V261H211ZM210 263V264H211ZM144 264V263H143ZM154 264V263H153ZM155 264H156V262H155ZM191 264V263H190ZM194 264V263H193ZM199 264V263H198ZM201 264H202V262H201ZM214 264V263H213Z\"/></svg>","mask_w":264,"mask_h":264}]
</instances>
